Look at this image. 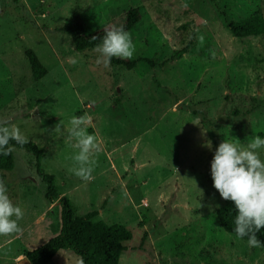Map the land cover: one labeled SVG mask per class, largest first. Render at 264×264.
Returning <instances> with one entry per match:
<instances>
[{"label": "rangeland", "instance_id": "obj_1", "mask_svg": "<svg viewBox=\"0 0 264 264\" xmlns=\"http://www.w3.org/2000/svg\"><path fill=\"white\" fill-rule=\"evenodd\" d=\"M134 7L141 17L130 31L131 60L154 58V69L106 68L94 50L76 51L64 28L72 21L86 33L120 27ZM222 12L233 20L264 17V0H0V124L43 150L41 168L75 215L97 211L93 221L131 232L119 264H264V249L223 231L215 213L226 201L211 177L216 148L264 138V36L233 37ZM188 22L195 47L178 55L190 34L178 28ZM27 50L47 70L40 80ZM74 116L89 119L100 148L89 182L69 171L78 152L67 142ZM13 159L0 179L24 217L20 234L0 236V264H15L61 227L60 207L44 198L32 155L13 149ZM50 264L80 260L62 250Z\"/></svg>", "mask_w": 264, "mask_h": 264}, {"label": "trees", "instance_id": "obj_2", "mask_svg": "<svg viewBox=\"0 0 264 264\" xmlns=\"http://www.w3.org/2000/svg\"><path fill=\"white\" fill-rule=\"evenodd\" d=\"M226 28L230 34L239 39L257 38L264 36V17L256 15L241 20L230 19L225 12H222ZM140 11L137 7L130 8L126 12V19L120 26L130 32L140 21ZM192 22H188L178 29L187 31ZM69 34L73 46L78 52L94 50L95 46L102 42L105 30L86 33L83 24L80 21H72L64 26ZM110 29V28H109ZM195 31L190 29L188 40L179 50L178 55L190 53L195 47ZM95 37V39H93ZM32 76L35 80L43 78L47 70L41 64L39 58L32 50L25 52ZM139 63L146 64L154 69L157 62L154 58L138 57L135 60H120L113 58L112 65H116L127 70L136 68ZM204 119V118H203ZM9 146L13 149L23 150L32 155L35 173L37 177L45 184L44 198L49 204H57L60 207L61 227L57 236L47 241L37 249L27 252L25 258L30 264H48L52 258L62 250L71 251L76 255L80 264H119L121 255L127 251L125 243L132 239L131 232L121 224L108 225L103 221H93L98 215L97 211H91L83 216H77L73 212L71 201L67 196L61 195L55 185V177L46 173L41 168V158L43 150L34 142L28 141L23 146L16 143L15 140L9 141ZM14 168L13 151L8 155L0 153V172H9ZM216 217L220 227L228 234L236 235L235 217L237 215L235 205L231 201L225 203L216 210ZM257 238L264 243V228L257 233ZM241 239V238H240ZM242 240L248 241V237ZM260 248L264 249V245ZM202 256L209 261L215 260L214 256L207 250L202 249Z\"/></svg>", "mask_w": 264, "mask_h": 264}, {"label": "clouds", "instance_id": "obj_3", "mask_svg": "<svg viewBox=\"0 0 264 264\" xmlns=\"http://www.w3.org/2000/svg\"><path fill=\"white\" fill-rule=\"evenodd\" d=\"M197 39L202 46L204 37L201 35ZM94 51L99 54L97 63L107 68L113 58L131 60L135 45L130 32L123 27H112L105 31L102 42L95 46ZM209 52L215 58V52L212 49ZM70 125L67 142L74 140L73 147L78 152L72 157L75 166L69 171L89 182L94 178L92 173L97 164L93 157L100 150L97 137L88 132L89 119L84 116L72 117ZM55 130L62 133L61 125L57 124ZM10 140L21 146L28 143L18 128L0 124V153L3 155L13 151L9 146ZM206 146L210 148L211 142ZM259 149H264V138L259 135L254 136L244 148L224 140L216 148L211 161L213 186L222 199L234 203L237 212L234 231L238 238L248 237L250 247L264 245L257 238V233L264 228V160ZM7 193V186L0 179V236L11 237L21 233L19 221L23 219L24 212Z\"/></svg>", "mask_w": 264, "mask_h": 264}, {"label": "crops", "instance_id": "obj_4", "mask_svg": "<svg viewBox=\"0 0 264 264\" xmlns=\"http://www.w3.org/2000/svg\"><path fill=\"white\" fill-rule=\"evenodd\" d=\"M60 194H61V195H65V196H67V193H66V192H63V193L60 192ZM55 204H56V203H55ZM59 252H60V251H59ZM59 252H58V253H59ZM58 253H57V254H58ZM25 254H26V253H23L22 255H21V254L18 255V256H17L16 258H14L12 261H13L15 264H17L19 261L25 259ZM57 254H56V255H57ZM56 255H55V256H56ZM55 256H54V257H55ZM54 257L52 258V260H51L48 264H50V263L53 261Z\"/></svg>", "mask_w": 264, "mask_h": 264}, {"label": "water", "instance_id": "obj_5", "mask_svg": "<svg viewBox=\"0 0 264 264\" xmlns=\"http://www.w3.org/2000/svg\"><path fill=\"white\" fill-rule=\"evenodd\" d=\"M17 264H30L29 261L25 258L21 261H19Z\"/></svg>", "mask_w": 264, "mask_h": 264}]
</instances>
